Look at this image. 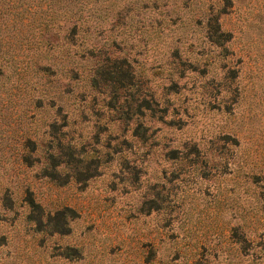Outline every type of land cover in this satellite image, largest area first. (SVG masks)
Returning a JSON list of instances; mask_svg holds the SVG:
<instances>
[{"label": "rangeland", "instance_id": "374dc122", "mask_svg": "<svg viewBox=\"0 0 264 264\" xmlns=\"http://www.w3.org/2000/svg\"><path fill=\"white\" fill-rule=\"evenodd\" d=\"M0 264H264V0H0Z\"/></svg>", "mask_w": 264, "mask_h": 264}]
</instances>
